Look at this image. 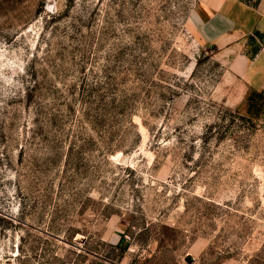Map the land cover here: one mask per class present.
<instances>
[{
    "label": "rangeland",
    "instance_id": "rangeland-1",
    "mask_svg": "<svg viewBox=\"0 0 264 264\" xmlns=\"http://www.w3.org/2000/svg\"><path fill=\"white\" fill-rule=\"evenodd\" d=\"M198 2L0 0V264H264V93Z\"/></svg>",
    "mask_w": 264,
    "mask_h": 264
},
{
    "label": "crops",
    "instance_id": "crops-1",
    "mask_svg": "<svg viewBox=\"0 0 264 264\" xmlns=\"http://www.w3.org/2000/svg\"><path fill=\"white\" fill-rule=\"evenodd\" d=\"M192 22L236 81L235 108L246 105L254 92H264V0H199Z\"/></svg>",
    "mask_w": 264,
    "mask_h": 264
},
{
    "label": "trees",
    "instance_id": "trees-1",
    "mask_svg": "<svg viewBox=\"0 0 264 264\" xmlns=\"http://www.w3.org/2000/svg\"><path fill=\"white\" fill-rule=\"evenodd\" d=\"M262 93V92H261ZM264 93V92H263ZM255 94H259L258 92H254L253 94H251L248 98H247V101L248 100H250V101H252L253 100V98H254V95Z\"/></svg>",
    "mask_w": 264,
    "mask_h": 264
}]
</instances>
